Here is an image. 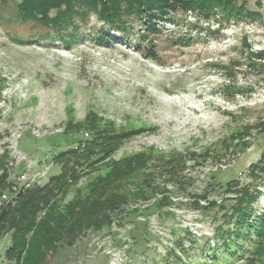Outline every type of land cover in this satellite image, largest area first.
<instances>
[{"label":"rangeland","instance_id":"rangeland-1","mask_svg":"<svg viewBox=\"0 0 264 264\" xmlns=\"http://www.w3.org/2000/svg\"><path fill=\"white\" fill-rule=\"evenodd\" d=\"M238 1L260 16L226 21L220 12L206 18L177 11L170 14L174 22H160L154 33L137 23L123 38L111 31L116 39L110 45L85 36L70 49L59 42L18 44L8 37L14 26L0 23V175L10 183L0 188V207L11 206V214L17 209V223L26 215L20 206L29 192L71 159L59 160L57 154L92 138L91 124L108 133L139 131L103 162L138 152L164 158L180 154L183 174L191 179L184 190L167 183V203L154 205L161 195L132 201L133 213H114L110 226L86 231L57 251L55 237L49 234V240L41 230L6 255L12 233L7 230L0 239V264H179L178 259L211 264L216 247V264H250L246 250L241 257H223L212 237L216 207H203L202 199L198 207L193 203L204 190L217 205L230 203L235 184L253 181L260 190L254 209H264V184L249 173L264 150V0ZM6 10L4 19L11 11ZM95 25L92 17L86 33ZM150 45L156 60L145 57ZM103 171L71 184L56 198L53 211H64L74 191L85 192ZM229 181L232 190L225 191ZM156 183L163 184L158 177ZM25 192L26 200L18 201ZM46 208L37 212L35 223ZM252 243L253 249L264 246L255 235ZM253 264H264V256H256Z\"/></svg>","mask_w":264,"mask_h":264},{"label":"trees","instance_id":"trees-1","mask_svg":"<svg viewBox=\"0 0 264 264\" xmlns=\"http://www.w3.org/2000/svg\"><path fill=\"white\" fill-rule=\"evenodd\" d=\"M8 6L11 9L10 15L4 19L2 13H7ZM177 11H192L199 17L206 18L220 12L226 21L255 19L260 16L258 11H249L244 2L238 0H0V23L14 26L15 29L8 33V37L18 44L37 43L47 46L59 42L62 47L70 49L85 36H91L96 44L110 45L116 39L111 31L118 32L120 38H123L125 34L131 33L137 23L144 26L142 30L146 33H154L160 22H174L170 14ZM92 17L96 25L86 33V25ZM19 25L24 30L16 27ZM127 38L128 36L126 40ZM150 47L145 57L154 60L156 55L152 45ZM90 127L95 131L92 138L57 154L56 158L59 160L67 156L71 158L66 164H62L58 174L51 176L43 186L30 191L28 200L25 199L26 192L19 196L18 201L26 200L20 206L22 211L26 210V215L19 216L22 218L18 223L17 209L11 214V206L0 207V239L4 232L12 231L6 255L10 256L17 247L23 246L25 237L30 233L29 241L42 235L41 230L48 235L49 240V234L55 237L52 241L53 250L57 251L60 245L71 246L86 231H98L110 226L114 213H133L135 209L131 208L130 202H146L155 195H161L159 202L154 205L167 203L170 197L165 189L167 183L184 190L191 180L183 174L186 165L180 154L164 158L157 152L155 155L153 151L138 152L103 162L123 139L139 131H121L115 134L93 124ZM262 129L264 132V125ZM102 167L104 171L93 176L85 192L79 189L74 191L64 211H53L56 198L64 195L71 184ZM249 173L253 176L252 180L258 179V184H264V150L259 160L249 166ZM4 176L0 175L2 190L10 187ZM157 177L161 178L162 185L156 183ZM137 178H142L141 182H136ZM231 182L226 183L225 191L232 190L228 187ZM235 185L230 203L223 201L217 205L215 201L208 200L207 190L196 196L193 203L198 207L202 199L205 201L203 207H216L212 218L215 223L212 237L216 240L214 246H221L223 257H241L246 250L252 255L245 256L246 261L253 264L256 256H264V246L252 248L254 235L259 243H264V209L255 210L253 206L260 190L257 184L253 185V181ZM43 205H47V210L35 223L34 217ZM208 243L207 241L205 245L208 246ZM211 250L212 257L209 260L211 264H216L220 257L217 254L218 247ZM178 261L183 264L181 259Z\"/></svg>","mask_w":264,"mask_h":264},{"label":"built area","instance_id":"built-area-1","mask_svg":"<svg viewBox=\"0 0 264 264\" xmlns=\"http://www.w3.org/2000/svg\"><path fill=\"white\" fill-rule=\"evenodd\" d=\"M3 202H0V205L2 204Z\"/></svg>","mask_w":264,"mask_h":264}]
</instances>
